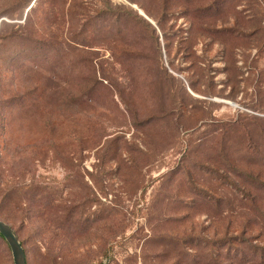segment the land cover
<instances>
[{
    "label": "rangeland",
    "instance_id": "rangeland-1",
    "mask_svg": "<svg viewBox=\"0 0 264 264\" xmlns=\"http://www.w3.org/2000/svg\"><path fill=\"white\" fill-rule=\"evenodd\" d=\"M0 219L27 264H264V0H0Z\"/></svg>",
    "mask_w": 264,
    "mask_h": 264
},
{
    "label": "water",
    "instance_id": "water-1",
    "mask_svg": "<svg viewBox=\"0 0 264 264\" xmlns=\"http://www.w3.org/2000/svg\"><path fill=\"white\" fill-rule=\"evenodd\" d=\"M138 11L145 18L148 19V17L145 16L143 11H141L140 9H138ZM148 20L150 21V19ZM0 234L2 235V237L7 242L10 248L13 264H27L25 252L22 244L20 243V239L16 231L9 223L1 219H0Z\"/></svg>",
    "mask_w": 264,
    "mask_h": 264
},
{
    "label": "trees",
    "instance_id": "trees-1",
    "mask_svg": "<svg viewBox=\"0 0 264 264\" xmlns=\"http://www.w3.org/2000/svg\"><path fill=\"white\" fill-rule=\"evenodd\" d=\"M14 229V228H13ZM0 236L2 237V235L0 234ZM3 238V237H2ZM4 239V238H3ZM7 243V242H6ZM20 243L22 244V242L20 241ZM23 246V245H22ZM24 249V248H23ZM25 252V251H24ZM26 256V255H25ZM27 262V261H26Z\"/></svg>",
    "mask_w": 264,
    "mask_h": 264
},
{
    "label": "bare ground",
    "instance_id": "bare-ground-1",
    "mask_svg": "<svg viewBox=\"0 0 264 264\" xmlns=\"http://www.w3.org/2000/svg\"><path fill=\"white\" fill-rule=\"evenodd\" d=\"M139 12V11H138ZM141 14V13H140ZM142 15V14H141ZM143 16V15H142Z\"/></svg>",
    "mask_w": 264,
    "mask_h": 264
}]
</instances>
